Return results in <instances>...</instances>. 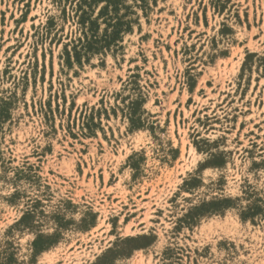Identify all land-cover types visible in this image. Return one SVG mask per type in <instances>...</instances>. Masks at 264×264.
<instances>
[{"label": "rangeland", "instance_id": "374dc122", "mask_svg": "<svg viewBox=\"0 0 264 264\" xmlns=\"http://www.w3.org/2000/svg\"><path fill=\"white\" fill-rule=\"evenodd\" d=\"M0 264H264V0H0Z\"/></svg>", "mask_w": 264, "mask_h": 264}]
</instances>
